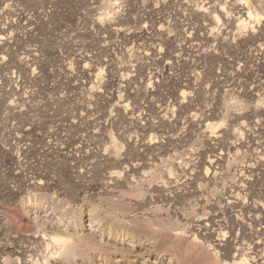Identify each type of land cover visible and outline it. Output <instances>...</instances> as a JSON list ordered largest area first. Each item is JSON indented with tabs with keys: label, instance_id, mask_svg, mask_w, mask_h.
<instances>
[{
	"label": "rangeland",
	"instance_id": "rangeland-1",
	"mask_svg": "<svg viewBox=\"0 0 264 264\" xmlns=\"http://www.w3.org/2000/svg\"><path fill=\"white\" fill-rule=\"evenodd\" d=\"M155 262L264 264V0H0V264Z\"/></svg>",
	"mask_w": 264,
	"mask_h": 264
},
{
	"label": "bare ground",
	"instance_id": "bare-ground-1",
	"mask_svg": "<svg viewBox=\"0 0 264 264\" xmlns=\"http://www.w3.org/2000/svg\"><path fill=\"white\" fill-rule=\"evenodd\" d=\"M193 47V46H192ZM129 170V169H128ZM128 170H127V172H128ZM207 176V175H206ZM91 218H89L88 220H87V222H88V225H89V227L91 226ZM59 241H60V238H59ZM223 241V240H222ZM61 242V241H60ZM49 258V257H48ZM154 264H157L156 262L154 263Z\"/></svg>",
	"mask_w": 264,
	"mask_h": 264
}]
</instances>
